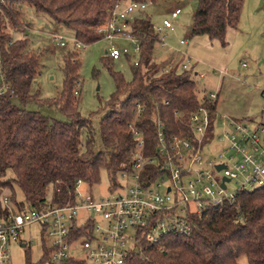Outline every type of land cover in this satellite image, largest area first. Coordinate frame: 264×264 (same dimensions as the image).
Masks as SVG:
<instances>
[{"label": "trees", "instance_id": "trees-1", "mask_svg": "<svg viewBox=\"0 0 264 264\" xmlns=\"http://www.w3.org/2000/svg\"><path fill=\"white\" fill-rule=\"evenodd\" d=\"M118 1L0 0V71L15 93L12 100L0 97V215L7 212L3 204L6 195L19 211L75 205L78 181L98 184L102 171L110 176L109 191L113 192L119 174L133 167L135 140L130 125L135 124L144 133L145 156L159 157V123L167 138H191L188 121L192 113L203 107L211 118L215 116L218 99L199 96L198 84L192 78L194 65L187 70L178 65L165 72L160 63L153 61L159 33L147 10L132 24V34L140 46L132 80L111 70L115 92L102 107L101 148L91 120L79 112L80 98L75 95L80 71L77 53L69 52L64 58V88L58 98L42 100L34 93L41 73L40 59L29 50L26 38L13 39L4 29L5 19L20 32L24 26L20 9L28 4L73 31L76 44L88 46L102 40L97 28ZM126 1L153 5L158 0ZM197 1L190 36H207L225 45L228 29L239 26L245 0ZM103 62L111 64L107 57ZM121 97L124 100L120 101ZM32 103L55 109L66 120L26 110ZM137 104L145 108L138 119ZM148 172L151 176L147 179L152 180L163 170L160 165H149L145 175ZM187 218L190 236L172 233L151 243L146 237L150 228L137 231L140 250L131 254L129 264H240L242 257L248 264H264V187L241 191L232 203L208 205L200 214L189 212ZM90 227V223L73 226L72 239L88 237ZM26 264H50L47 245L40 261L34 263L28 257ZM69 264L83 263L71 259Z\"/></svg>", "mask_w": 264, "mask_h": 264}, {"label": "built area", "instance_id": "built-area-1", "mask_svg": "<svg viewBox=\"0 0 264 264\" xmlns=\"http://www.w3.org/2000/svg\"><path fill=\"white\" fill-rule=\"evenodd\" d=\"M149 5L119 0L107 20L97 28V34L102 39L126 36L135 42L134 50L139 54L140 46L132 34V24ZM181 13V9L176 8L171 13L172 19L178 18ZM163 27L174 31L169 20L163 21ZM156 31L161 34L162 29ZM53 39L58 48H64L62 37L54 34ZM158 42L165 45V39L160 35ZM180 43L186 45L187 42L182 40ZM177 51L182 52L181 49ZM123 54L128 55L129 51L111 48L106 57L117 61ZM153 61L158 63L156 55ZM191 63L190 59L182 63L173 60L164 71L168 72L178 65L187 70ZM220 74L214 72L215 76ZM14 95V90L0 71V97L12 100ZM75 95L78 96L77 90ZM218 96L214 92L209 98L217 100ZM144 111L145 108L137 104L136 119ZM261 116V122L256 123L252 119L238 121L221 115L214 124L215 131L211 136L210 113L201 107L189 116L191 138H167L163 124L159 123V157L145 156L144 133L135 124L130 125L135 140L131 156L133 167L120 173L118 186L109 198L97 200L81 196L79 187L82 181L77 183L78 201L75 205H51L46 210L19 211L10 196L6 195L3 204L7 212L0 215V264H12L11 247L14 244L28 247L29 243L23 240V235L32 226H38L42 237L49 239L50 264H69L71 259L83 264H129L131 254L140 250L137 231L146 228H150L146 237L151 243L172 233L190 236L189 212L200 214L208 205L232 203L241 191L264 187V105ZM212 144L216 145V152L210 149ZM149 165H160L163 173L155 179H147L151 176L149 172L145 175ZM218 166L222 168L217 170ZM230 183H235V189L230 190ZM82 214L83 221H80ZM88 223L91 226L87 230L89 236L73 240V226ZM78 245L85 250L84 259L71 254V250Z\"/></svg>", "mask_w": 264, "mask_h": 264}, {"label": "rangeland", "instance_id": "rangeland-1", "mask_svg": "<svg viewBox=\"0 0 264 264\" xmlns=\"http://www.w3.org/2000/svg\"><path fill=\"white\" fill-rule=\"evenodd\" d=\"M197 6V0H158L149 5L147 13L156 29H162L159 35L165 39V45L156 43L155 53L159 47L161 53L171 49V53L183 58L185 62L191 59V65H194L192 78L198 84L199 96H209L214 92L219 94L216 114L211 118L213 126L221 115L238 121L252 119L260 123L261 108L264 105V0H245L239 26L237 29H228L225 45L217 40L212 41L207 36H190L189 29ZM176 8H180L182 13L178 18L172 19L171 13ZM20 10L24 24L22 30L15 31L7 19L4 21V29L12 34L13 39L26 38L29 50L40 59L41 73L35 81L34 93L42 100L58 98L64 88V58L69 52L77 53L76 59L80 63L77 83L79 112L82 117L91 120L97 146L101 148L99 123L105 114L102 107L115 92L111 70L121 73L127 81L132 80V66L139 60V55L134 50L135 42L118 35L83 46L75 43L73 31L54 22L49 15L38 13L28 4L23 5ZM164 20L172 22L174 31L165 30ZM54 34L64 39L63 49L56 46ZM182 40L187 44L181 45ZM111 48L120 51L127 49L129 54H123L119 60L107 65L103 59ZM179 49L181 53L177 51ZM214 72L221 74L215 76ZM122 100L123 97L120 98ZM26 110L39 112L55 120H66L57 110L41 107L36 103L29 104ZM214 131H210L211 136ZM210 149L216 152L217 147L212 144ZM110 183V176L102 171L100 183L84 182L79 187V194L97 200L109 198L112 196L109 191ZM235 187V183L229 184L230 190ZM18 195L21 199L20 193ZM52 196L53 189H50L49 199ZM83 217L84 214L79 220L83 221ZM23 240L29 243L27 248L19 244L11 247L12 264H26L28 257L34 263L40 261L44 246L49 245V239L42 237L38 226H32L23 235ZM71 254L79 259H84L86 255L82 245L73 248ZM239 261L240 264H248L245 257Z\"/></svg>", "mask_w": 264, "mask_h": 264}, {"label": "crops", "instance_id": "crops-1", "mask_svg": "<svg viewBox=\"0 0 264 264\" xmlns=\"http://www.w3.org/2000/svg\"><path fill=\"white\" fill-rule=\"evenodd\" d=\"M187 44V43H186ZM160 48L158 47V51L155 53L156 57L158 58V63L161 64V66H163V68H165L167 65H169L173 60H178V62H183V58H178V55H174V53H171L169 50H165V53H161V51H159ZM163 58H165L163 60ZM161 59V60H160ZM191 60V59H190Z\"/></svg>", "mask_w": 264, "mask_h": 264}, {"label": "water", "instance_id": "water-1", "mask_svg": "<svg viewBox=\"0 0 264 264\" xmlns=\"http://www.w3.org/2000/svg\"><path fill=\"white\" fill-rule=\"evenodd\" d=\"M222 167L221 166H218L217 167V170H220ZM224 181H227L226 179H224ZM223 187L225 186L224 184L222 185Z\"/></svg>", "mask_w": 264, "mask_h": 264}]
</instances>
